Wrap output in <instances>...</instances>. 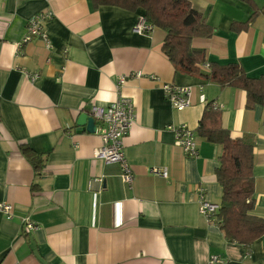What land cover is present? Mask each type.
<instances>
[{"label":"crops","instance_id":"1","mask_svg":"<svg viewBox=\"0 0 264 264\" xmlns=\"http://www.w3.org/2000/svg\"><path fill=\"white\" fill-rule=\"evenodd\" d=\"M189 1L215 30L194 38L192 48L205 51L207 63H237L249 77L263 76L264 0H252L260 10L253 22L243 0ZM43 13L53 14L44 22L53 48L39 38L19 48L28 21ZM141 17V10L95 8L92 0H0V202L14 211L11 220L0 213V264H209L213 256L216 264H264V235L246 249L200 214V188L210 202H222V147L197 131L212 102L223 128L252 144L253 214L264 219V108L247 109L241 89L178 72L163 52L166 32L138 33ZM136 71L155 78L119 86ZM25 72L39 77L31 81ZM170 83L191 89L189 108L178 112L167 101L163 86ZM120 96L136 114L124 140L131 187L119 165L95 157L100 136L77 126L91 103L106 106ZM182 124L197 133L195 159L168 129ZM22 147L42 157L41 171ZM25 217L39 226L33 234L22 231Z\"/></svg>","mask_w":264,"mask_h":264},{"label":"trees","instance_id":"2","mask_svg":"<svg viewBox=\"0 0 264 264\" xmlns=\"http://www.w3.org/2000/svg\"><path fill=\"white\" fill-rule=\"evenodd\" d=\"M253 7V22L259 8L252 0H243ZM95 8L102 6L119 7L127 11L141 10L146 22L166 32L163 52L177 69L190 76L203 77L222 88H238L246 93V108H264V75L252 78L240 64L219 65L207 63L203 50L193 49L194 38H210L215 30L193 9L189 0H92ZM248 24L234 27L247 29ZM208 64L210 72L203 75L201 66ZM222 115L217 106L206 105L198 127V135L207 142L220 145L222 155L216 178L223 188L220 211L216 214V225L225 238L251 249L264 235V219L253 214L256 206L254 150L252 144L241 138H233L223 128ZM23 154L32 162L37 171L43 169L42 157L30 148L22 147Z\"/></svg>","mask_w":264,"mask_h":264},{"label":"built area","instance_id":"3","mask_svg":"<svg viewBox=\"0 0 264 264\" xmlns=\"http://www.w3.org/2000/svg\"><path fill=\"white\" fill-rule=\"evenodd\" d=\"M42 1L51 2L53 0ZM52 16V13H43L30 19L27 23L26 34L18 47L20 48L23 44L30 43L34 39L39 38L44 42L46 48L51 50L53 47L45 31L44 22L51 19ZM153 30L154 27L147 23L144 17H141L136 26V31L138 33L148 34ZM206 65L208 66V64ZM25 73L31 81H35L39 77L38 73ZM141 77L155 78L153 75H146L142 71H136L128 76H121L119 86L123 87L131 78L140 79ZM163 92L167 101L176 111L182 112L191 106L192 93L189 87L170 83L163 86ZM202 98L204 100V96ZM87 115L95 120L97 124L96 134L102 140V145L96 150L95 157L106 165H119L122 168L120 176L123 183L131 187L134 183V173L126 159L124 140L136 123L133 102L128 98L120 96L114 103L106 106L91 103ZM168 129L174 131L177 144L187 157L195 159L199 156L197 133L194 129L186 124L178 127L170 125ZM151 172L163 178H168V172L166 170L160 171L159 169H152ZM199 192L200 214L209 223L216 225L218 223L216 214L220 211L221 206L210 202L206 198L203 188H200ZM0 213L8 220L13 219V205L0 202ZM38 228L39 226L30 217L23 218L22 231L25 235L33 234ZM218 262H221L218 256H213L209 260V264H216Z\"/></svg>","mask_w":264,"mask_h":264},{"label":"water","instance_id":"4","mask_svg":"<svg viewBox=\"0 0 264 264\" xmlns=\"http://www.w3.org/2000/svg\"><path fill=\"white\" fill-rule=\"evenodd\" d=\"M77 126L85 127L90 133H96L97 124L95 120L87 114L80 115L77 121Z\"/></svg>","mask_w":264,"mask_h":264}]
</instances>
